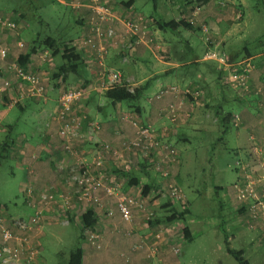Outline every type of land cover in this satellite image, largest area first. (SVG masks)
Instances as JSON below:
<instances>
[{
    "label": "rangeland",
    "instance_id": "rangeland-1",
    "mask_svg": "<svg viewBox=\"0 0 264 264\" xmlns=\"http://www.w3.org/2000/svg\"><path fill=\"white\" fill-rule=\"evenodd\" d=\"M76 1L72 0L73 4ZM135 9L139 14L148 17L150 20V17H161L165 22L173 20L194 21V24H191V30L182 27L176 30L169 28L160 30L151 22L149 33L155 38L156 44L150 45V42L144 44L147 49L146 58L142 62L144 66L142 65L140 72L137 73L139 77L145 73L144 67H151L155 69L156 73H167L182 64L192 65L193 60H196L195 65L202 66L200 71H204V73L207 71L216 75L214 72L220 69L223 71L221 75L222 83H218V86L220 85L219 87L222 89L224 99L222 98L216 103L212 100V97H217L219 91L213 85L209 88L212 99L208 103V107L204 106L203 103L205 93L207 95L209 92L202 88V84L198 81L199 76L196 75L197 71H192V76L188 75L185 79L186 82L183 84L175 82L170 75L161 77L167 85L178 87V92L183 96L197 91V94L194 95L197 96L196 101L198 104L195 105L191 114L193 125L183 128L184 143L177 142L176 147L174 146L179 151L178 157L180 153L179 173L176 175L177 180L174 183L182 191L185 206L183 207L178 202H175L174 206L168 199L165 190L162 194L154 193L150 201H158L159 206H162L160 208L156 206L159 212L156 219H164L169 216L171 207H176L178 211L184 209L187 211L184 212L183 219L178 217L177 222H181L182 227L188 228L190 238L180 242V252L176 264H238L226 250L228 246L232 249L242 248L240 245L241 240L238 242L230 239V235L234 236L235 234L232 229L233 225L235 224L245 233V238L242 241L247 242L251 236L247 233L242 219L234 215V208L239 209V206L232 200L234 194L232 186L239 175L234 170L235 162L238 160L236 159L238 158L237 153L230 152L234 144L232 136L234 127L231 121L227 126L220 123V117H218L219 121L217 122L215 113L222 111V113L236 114V112H239V101L232 97L236 94L227 84L226 68H220L221 66L214 60H205L203 57L207 51H216L218 53L225 52L226 57L235 59L233 63L245 60L254 64L255 59L264 58V0H212L207 7L197 5L196 0H135ZM73 10H77V8L64 6L54 0H0V17L19 25L20 37L25 43L23 49H16L18 52H14L9 61L21 57L31 47L37 48L39 52L45 50L43 42L47 36L55 39L53 46L57 48H60L63 42H74L77 39L76 35L79 29L74 21L76 19L75 14L77 13L79 18L82 19L80 16L83 11L75 13ZM123 10L125 13L128 11ZM208 10L214 12V15ZM199 26L204 29L200 31ZM6 38L8 43H12L14 40L11 35ZM123 38L128 39V37ZM78 42L75 41L74 43L78 45ZM119 47L120 44L117 45L116 49ZM81 59L84 66L78 68V74L68 73L65 80H62L61 76L57 78L53 76V73L57 70L59 56L54 57L52 55L49 65L47 63L38 65L34 62L35 65L37 64L34 67L46 83L47 93L43 99H33L36 103L31 102L30 109L20 110L17 106L5 109L0 105V144L4 139L13 140L15 146L22 143L23 140H29V130L33 125L32 122L45 129L48 127L54 129V126L48 123L51 121L49 118L54 116L60 88L75 87L81 82L91 80V78L94 82L91 84L92 87L99 86L100 69L97 64L95 65L94 59L88 53L82 56ZM167 62L169 64H166ZM106 67L110 71H114L109 68L107 63ZM149 73L151 75L154 72L150 71L146 75H149ZM207 76L211 78L210 75ZM96 89L88 93L87 96L97 91L101 93L105 91L99 90V88ZM185 90H188V92L185 93ZM156 92L153 88L147 90V95L144 94L140 98V104L144 107V104L147 103V97L149 96L148 100H150ZM247 94L248 92L244 93L240 98L244 99ZM86 97L76 104L84 101ZM54 101L55 106L53 109ZM38 104L40 105L37 106ZM186 104V106H190L189 103L186 102ZM34 105L40 108L42 105H49L47 110L50 114L46 115V123L43 118V126H40L42 121L36 119L33 114ZM213 105H215L213 111L207 112L208 108H212ZM4 112H7L5 117H8L7 120L2 116ZM42 112L46 113L45 110ZM182 113L180 117L179 112L178 121L183 119ZM81 115H72L73 118H78L77 123L80 126L78 130L81 129V121L85 120ZM186 116H189L188 112H186ZM199 116L203 118V123L200 126L197 125ZM163 123L169 125L167 120H164ZM13 145L9 149L8 157L0 158V210L6 212L2 206L7 205L6 214L17 217L14 207L23 200L21 192L23 176L22 170L17 168L15 164L14 156H11L14 155L12 154L14 151ZM124 148L127 149L125 144ZM113 149L117 153L110 152L107 156L109 161L116 164L119 151L116 148ZM176 149L175 151H177ZM70 150L73 151L72 148ZM129 151L133 153V151ZM33 152L31 156L34 155L37 159L38 152L36 150H33ZM106 157H104V164H106ZM148 165H150V162ZM148 170L153 171L151 168ZM251 176L255 179H261L264 176V168ZM14 202L16 204H13ZM82 205H78L81 211L76 212L79 217L76 221L73 218L76 214H72L68 223L52 222L43 228L42 237L40 238L42 264H68L70 252L88 242L89 233L93 230L85 228L82 231L81 229ZM239 211L243 213L242 209H239ZM116 213L119 215L118 212ZM109 215H112L111 212H109ZM244 258L247 259L248 256L245 255ZM249 262L255 264L251 260Z\"/></svg>",
    "mask_w": 264,
    "mask_h": 264
},
{
    "label": "crops",
    "instance_id": "crops-1",
    "mask_svg": "<svg viewBox=\"0 0 264 264\" xmlns=\"http://www.w3.org/2000/svg\"><path fill=\"white\" fill-rule=\"evenodd\" d=\"M128 1L130 0L116 1L117 10L121 14H123V9L126 7L125 3ZM132 1L131 5L135 8V0ZM211 1L212 0L205 3L204 6L207 7ZM208 11L214 15V12H211V10ZM76 12L77 11H75V13ZM78 12L81 13L82 11L79 10ZM75 15L78 17L77 13ZM148 35L151 39L149 40L151 43L150 45H155V38L150 33H148ZM120 40V47L118 49L111 48L109 51L106 60L109 68L121 71L122 80L132 87L140 86L147 80L153 78L154 81H151L149 89L153 88L157 91L161 86H164L166 81L162 78L168 77V75L164 76L165 73H156L155 69L144 67L145 73L140 77L137 74L140 72L143 65L142 62L146 58V47L144 45H139L133 49H128V40L125 38H123L122 41ZM13 50L14 51L9 55V58H11V55H14V52H18L16 49ZM151 54L154 56L152 52ZM19 60H21L20 56ZM192 62H196V60H193ZM166 64L169 63L167 62ZM200 69L202 70V66L190 65L185 72V76H192V71H197L196 75L199 76L198 81L202 84L203 89L209 92V88L213 87V85H215V89L218 88L219 91L217 92L216 98H211V92L207 93V95L205 93L203 104L208 107V103L211 99L215 103L222 98L224 99L222 89L219 87L220 85L218 86V83H222V77L217 75L216 72H214L216 74L214 75L212 72L208 73L206 70V73H204V71H200ZM86 71L89 73L87 69ZM150 71H153L154 73L146 75ZM207 75H210L211 78H208ZM249 79L250 88L247 91V97L243 99L235 94V96L232 95L236 101H239V112L231 114L229 117V121H231L234 127L232 133L234 144L233 148L230 149V152L237 153L238 158L236 159H241L244 162H250L255 160L254 158L256 156L264 154V58L255 59ZM178 82L180 83L181 81ZM145 95H147V91ZM148 98L149 96L147 97V103L144 104V107L140 104V109L137 112L134 108L135 104L123 102L112 104L111 101L105 98L100 91L94 92V94L91 93L84 101L76 104L71 111V116L82 114L81 116L85 119L81 121L82 126L79 130V133L82 136L81 138L72 137L68 139L69 142H66L67 139H63L59 134V124L53 120V117H48L49 120H51L48 124L53 125L54 129L53 127L45 129L32 122L33 125H31L29 130L30 139L27 140L28 142L23 140L19 145H13L14 151L12 154L14 155L11 156H14L17 168L22 170L23 182L21 184V192H23L26 187H31L35 192L53 188L58 192L69 193L68 177L71 175V172L76 171L77 165L84 163L91 164L94 161L97 152L101 150L99 149L101 144L108 143L119 151L118 162L116 164L109 161L107 154L104 155L107 156V160L102 169H105L106 174L102 175L101 173H103V170H97L92 167L93 164L90 165L91 169L95 171V175H98L102 179L105 186H118V194L126 193L137 201H141L140 203L144 206L146 211L153 212L155 218L154 220L146 221L144 215L145 209H136L137 211L132 215L131 222L123 221L116 213L117 194L108 196L103 189H99L97 195L101 197L100 203H85L81 208L83 209V213L90 209L96 216L97 221L96 225L92 228V232L98 236L97 241L100 244V247L96 248L89 242L83 243L82 246H80L82 249L81 264L177 263V257L180 252V242L183 240L185 241L183 237L184 235H182L185 226L182 227L183 224L181 222L166 227L163 238L158 241V252L152 258L147 257V252L145 251H132V247L137 244L141 238H149L150 234L158 232L162 225L167 226L168 224L162 222L156 224V216L159 215L156 206H158V208L162 206H159L160 204L158 201L151 202L150 198L154 193L161 194L160 191L156 190V186L159 185V187H162L163 189L167 184L174 183L177 180L176 175L179 173L180 153L178 157L179 151L175 147L177 142L184 143L183 138H185V136L182 135L183 128L191 127L193 125V116H191V114L195 105L198 104L196 101L197 96L190 93V95L188 94L185 96L179 94L177 97L168 95L160 99L152 97L148 100ZM171 101L181 102L182 108L180 111V117L183 111V119H179L180 121L177 119L176 121L171 122L167 118L166 108ZM31 102H34V104L36 103V101L27 100L24 103L17 105V107L20 110L30 109ZM186 102L189 103L188 105L190 106H186ZM39 105L40 104L37 106ZM37 106L34 105L33 108L35 109L33 110V114L36 119L42 121L40 126H43V118L45 122V118H47L46 115L50 114L47 110L49 105H42L41 108ZM54 106L55 101L53 109ZM213 107H215V105H213L212 108L209 107L207 112L213 111ZM44 110L46 113L42 112ZM125 112L128 113L125 114ZM142 112L144 113L142 114ZM186 112H188V117L186 116ZM6 113L7 112H4V114H2L3 118L7 116ZM226 114L227 112L222 113V111L215 113V118H217L216 121L218 122V117H220V123H222L221 118L226 116ZM7 118L5 119L7 120ZM125 119L129 121L136 120L144 125H151L160 133L158 139L161 144H167L174 150H177V158L175 156L177 162L168 165L164 164V169L168 172L166 177H163L159 172L146 171L139 156L136 157L137 151L131 148L133 151V153H131L129 151L130 149L124 148V144L128 147V143L131 142L134 137V129L129 121ZM202 119V116L201 118L199 116L197 125H202ZM164 120H167L169 125L164 124ZM93 124L98 125V129L95 132L89 131V126ZM234 124H236V126ZM91 132H93V134L90 135ZM83 137L84 139H82ZM67 144L69 148L73 149V151L66 149L65 146ZM33 150L38 152V158L35 160L30 157L31 153H34ZM109 172L111 175H109ZM145 185H149V191L143 196L142 190ZM78 205L75 206L73 210V214H76L73 217L75 221L79 219L76 212L79 213L81 211ZM76 207L78 208L76 209ZM14 208L17 217H26L28 214V210L23 205V200L20 204H16ZM234 211V215L237 218L242 219L246 227V216H243L238 208H234ZM109 212H111V216L109 215ZM185 229L188 231L187 227H185ZM232 229L235 234L234 236L230 235V239H234L238 242L241 240L240 245L242 246L240 249L233 250L241 252L243 259H245L244 257L247 255L248 258L245 260L248 261L249 264H251L249 260L255 264H264V244L262 246L257 245V241L264 238V234L261 231L250 230L246 227L247 233L251 238L245 242L242 241L245 238V233L242 229L235 226V224ZM124 232H128L129 236H124ZM173 248L177 249L176 254L173 252ZM250 249L253 250L251 251Z\"/></svg>",
    "mask_w": 264,
    "mask_h": 264
},
{
    "label": "built area",
    "instance_id": "built-area-1",
    "mask_svg": "<svg viewBox=\"0 0 264 264\" xmlns=\"http://www.w3.org/2000/svg\"><path fill=\"white\" fill-rule=\"evenodd\" d=\"M54 1L83 11V16H80L84 23L82 33L75 40L79 41L78 45L74 41L70 43V46L82 54L81 57L88 53L94 59L95 65L97 64L99 67L100 84L96 88L107 90L122 85L120 73L110 71L106 67L109 51L111 48H117L119 40L123 37H128V41L134 38L136 44L148 43L151 39L146 35L152 21L148 17L132 11L124 12L121 16L115 9L113 0H77L74 4L72 0ZM189 22L194 24L193 20H189ZM18 28L16 23L0 17V105L5 109L13 108L27 100L43 99L47 93L46 83L35 67L37 64L47 63L49 65L50 57L53 55L52 51L49 49L37 51L29 57L25 64L19 62V57L12 61L8 60L13 49L25 47ZM200 29L202 31L204 28L200 27ZM8 35L14 37L12 43L7 42ZM203 58L214 60L221 66L220 68H226L227 84L237 96L241 97L247 93L250 88L249 78L253 63L245 60L238 63L227 62L225 55L216 51H207ZM34 62L37 64L35 65ZM92 83L94 82L91 78L88 82H81L75 87L60 88L59 90L53 120L59 124V134L63 139H67L66 142L72 137L81 138L78 130L80 128L77 123L78 118H73L71 111L79 100L96 89L92 87ZM187 92L188 90H185V93ZM179 94L178 87L167 85L160 87L153 97L160 99L168 95L177 97ZM194 94H197V91L192 93V95ZM180 107L181 102L179 101H171L167 105L166 114L171 122L178 119ZM129 123L134 129V137L126 148H132L141 156L146 157L150 162L149 167L166 177L168 172L164 169V164L177 162L176 151L169 145L160 143L158 139L160 133L151 125H144L136 120H130ZM234 125L236 126V124ZM97 129L98 125H90V131L95 132ZM65 147L70 150L68 144ZM100 149L91 163L92 167L97 170L103 168L105 154L117 153L108 143L101 144ZM31 158L36 159L34 155ZM254 159L250 161L251 163L241 159L235 162L234 166L239 175L232 186L234 193L232 200L239 206V209L243 210L242 215L246 216L247 220L246 227L264 234V176L261 179L251 176L264 168V154L256 156ZM91 164L77 165L76 171L71 172L68 177L69 193L58 192L53 188L35 192L31 187H26L23 190V196L24 203L30 211L27 217L9 216L0 210V264H38L41 260L39 257L40 238L43 228L52 222L68 223L69 217L74 213V207L78 204L100 203V197L97 195L99 189H103L108 196L117 194L116 209L120 218L125 222H131L136 209H145L140 203L141 201H137L126 193L118 194V186H105L102 179L95 175V171L91 169ZM102 170L101 174H106L105 169ZM164 188L172 203L178 202L183 207L185 206L182 191L175 183H169ZM144 215L146 221L155 218L154 213L146 211V209ZM177 221L178 219L173 220L167 226L162 225L161 229L150 234L149 238H141L137 244L133 245L132 251H145L147 257L152 258L158 252V241L163 238L166 227H170L174 223L176 225ZM123 235L129 236V233L124 232ZM97 239L98 236L91 231L87 241L99 248L100 244ZM263 244L264 238L257 241L258 246ZM173 252L176 254L177 249L173 248Z\"/></svg>",
    "mask_w": 264,
    "mask_h": 264
},
{
    "label": "trees",
    "instance_id": "trees-1",
    "mask_svg": "<svg viewBox=\"0 0 264 264\" xmlns=\"http://www.w3.org/2000/svg\"><path fill=\"white\" fill-rule=\"evenodd\" d=\"M114 1V5H115V9L117 10V2L118 0H113ZM197 1V5H204L205 3L209 2L210 0H196ZM132 0L128 1L127 3H125L124 7L126 10L128 11H132L134 13H138V11L132 7ZM69 7V6H68ZM81 10V9H79ZM79 10H73L75 11H79ZM82 11V10H81ZM118 11V10H117ZM118 13L122 16V14L118 11ZM75 14V13H74ZM124 14V12H123ZM76 17V15H75ZM152 23L155 25V27H157L160 30H164V29H172V30H176L179 27H182L184 29L187 30H191V23L188 21H168L165 22V20H163L161 17L160 18H152ZM75 24L79 27L78 29V33L76 35V38H79L81 33H82V29H83V19H80L79 16L76 17V19L74 20ZM18 25V24H17ZM19 26V25H18ZM199 30L200 26L198 27ZM87 29V28H84ZM148 33H149V29H148ZM147 33V38H150L149 35ZM153 39V37H152ZM55 43V39L47 36L43 42V46L45 49H49L50 51H52L53 56L55 57L56 55L59 56V62L57 63V70L55 73H53L54 78H57L59 76L62 77V80H65V77L68 73H73V74H78V68L79 67H83L84 63L83 60L81 59L80 54L76 51V49L72 46H70L69 42H63L60 48L54 47L53 44ZM128 43V49H133L136 46L139 45H144L143 43H139L136 44L135 43V39H129ZM42 47V46H41ZM37 52V48L35 47H31L28 49V51L23 54L20 58L21 60H19V62L21 64H25V62H28L29 57L32 56L33 54H35ZM223 55H225V57L227 56L225 52H221ZM227 58V62H234L235 59L230 58V57H226ZM196 63L193 62L192 65H195ZM190 65H180L176 68L171 69L170 71H168L167 73L164 74L165 75H170L171 78H173V80L175 82H178V80L181 82L179 84H183L185 81V79H187V77L185 76V72L187 71V69L189 68ZM179 70V71H178ZM115 72L120 73V71L114 70ZM178 71V72H176ZM217 75H222L223 71L218 70L216 71ZM121 76V83L122 85L120 86H116L113 88H109L107 90L104 91L103 96L105 98H107L109 101H111L112 104H116V103H132L135 104L134 108L135 111H139L140 109V98L146 93V91L149 89V86L151 85V81H154L153 79H149L147 80L145 83H143L140 86H136V87H132L129 86L128 83L124 82L122 80V75L120 73ZM183 78V79H182ZM86 82H88V80H86ZM167 85L161 86V87H165ZM19 105V104H18ZM17 106V105H16ZM231 116V114L227 113L226 116L222 117V123L223 125H228L230 123L229 121V117ZM11 128V127H10ZM13 143H15L13 140L10 139H4L2 141V143L0 144V158L3 157H8V153H9V149L10 147L13 145ZM132 151V149H130ZM140 158L141 162L143 163L144 169L146 171L149 172V161L147 160L146 157L141 156L140 153H137L136 157ZM163 167V166H162ZM236 171V169H234ZM147 172V173H148ZM156 190L163 192L164 188L162 189V187L160 188L159 185L156 186ZM149 191V185H145L143 190H142V194L143 196L146 195ZM23 193V192H22ZM169 199V197H168ZM24 196H23V205L24 207L27 209L25 203H24ZM13 204H16L15 202ZM174 205V203H172ZM175 206V205H174ZM3 209L6 211L7 213V205H3L2 206ZM28 210V214L26 215V217L30 214L29 209ZM184 210L178 211V209H176V207H171V214L167 217H165L164 219H157L155 220L156 224L158 223H169L173 220L176 221V219H183V214L184 212H187ZM8 215V214H7ZM10 216V215H9ZM24 217V216H22ZM178 219V220H179ZM81 229L82 231L87 228V229H92L95 225H96V216L94 215V212L92 210H86L84 213H82L81 218ZM184 233H183V237L185 240L189 239V235H188V231L187 229H183ZM227 253L233 257L238 264H249L248 261H246L245 259L242 258V253L236 250L231 249L229 246L227 247ZM40 261L38 264H42L43 259L41 257V251H40ZM81 258H82V249L80 246L76 247L73 251L70 252L69 256H68V264H81Z\"/></svg>",
    "mask_w": 264,
    "mask_h": 264
}]
</instances>
